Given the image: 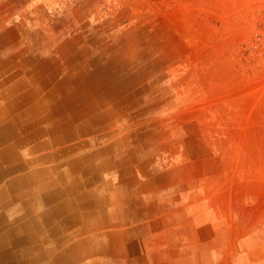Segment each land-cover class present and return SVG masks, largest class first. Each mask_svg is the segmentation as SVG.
<instances>
[{
  "label": "rangeland",
  "instance_id": "374dc122",
  "mask_svg": "<svg viewBox=\"0 0 264 264\" xmlns=\"http://www.w3.org/2000/svg\"><path fill=\"white\" fill-rule=\"evenodd\" d=\"M0 39L50 92L80 66L85 100L120 111L129 207L157 213L131 256L264 264V0H0Z\"/></svg>",
  "mask_w": 264,
  "mask_h": 264
},
{
  "label": "crops",
  "instance_id": "0c3cea01",
  "mask_svg": "<svg viewBox=\"0 0 264 264\" xmlns=\"http://www.w3.org/2000/svg\"><path fill=\"white\" fill-rule=\"evenodd\" d=\"M2 42L0 264H146L131 251L155 245L145 219L157 213L129 207L142 191L125 154L138 145L113 129L120 111L85 100L80 66L50 92L48 63Z\"/></svg>",
  "mask_w": 264,
  "mask_h": 264
},
{
  "label": "bare ground",
  "instance_id": "6f19581e",
  "mask_svg": "<svg viewBox=\"0 0 264 264\" xmlns=\"http://www.w3.org/2000/svg\"><path fill=\"white\" fill-rule=\"evenodd\" d=\"M85 76V75H84ZM101 76V75H100ZM81 77V76H80ZM86 77V76H85ZM83 78V77H82ZM93 78V77H92ZM97 78V77H96ZM86 79V78H85ZM87 79H89V78H87ZM80 80V79H79ZM84 80V79H83ZM82 80V81H83ZM87 81V80H86ZM106 82V81H105ZM90 85V84H89ZM75 87V86H74ZM90 87V86H89ZM61 89V88H60ZM64 89H65V87H64ZM66 90V89H65ZM78 91V90H77ZM63 92V91H62ZM80 94V93H79ZM71 95V94H70ZM72 96V95H71ZM88 97V96H87ZM26 103V102H25ZM51 106V105H50ZM16 113V112H15ZM32 147V146H31ZM21 162V161H20ZM60 176V175H59ZM9 178V177H8ZM72 181V180H71ZM82 184V183H81ZM77 186V185H76ZM25 189V188H24ZM52 192V191H51ZM58 194V193H57ZM55 195V194H54ZM53 195V196H54ZM54 199V198H53ZM57 199V198H56ZM72 199V198H71ZM62 200V199H61ZM101 202V201H100ZM67 204V203H66ZM62 206V205H61ZM41 216V215H40ZM7 217V216H6ZM50 222V221H49ZM39 226V225H38ZM37 230V229H36ZM56 233V232H55ZM3 238V237H2ZM8 238V237H7ZM5 240V239H4ZM73 241V240H72ZM58 242V241H57ZM57 245V244H56ZM59 245V244H58ZM39 246H41V245H39ZM36 247H37V245H36ZM42 248V247H41ZM48 248V247H47ZM37 249V248H36ZM46 252V251H45ZM25 253V252H24ZM55 253V252H54ZM41 254V253H40ZM44 254V253H43ZM50 254V253H49ZM60 255V254H59ZM33 256H34V254H33ZM40 258V257H39ZM28 259V258H27ZM20 261H21V259H20ZM37 262V261H36ZM24 264V263H23Z\"/></svg>",
  "mask_w": 264,
  "mask_h": 264
}]
</instances>
